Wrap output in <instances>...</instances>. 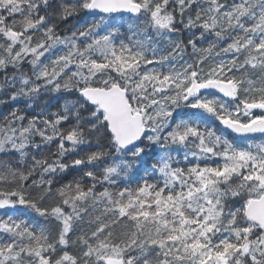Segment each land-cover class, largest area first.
<instances>
[{
	"label": "snow or ice",
	"instance_id": "snow-or-ice-1",
	"mask_svg": "<svg viewBox=\"0 0 264 264\" xmlns=\"http://www.w3.org/2000/svg\"><path fill=\"white\" fill-rule=\"evenodd\" d=\"M0 264H264V0H0Z\"/></svg>",
	"mask_w": 264,
	"mask_h": 264
}]
</instances>
